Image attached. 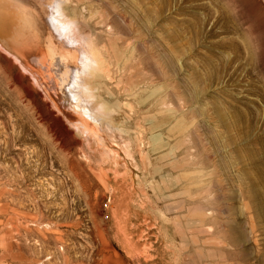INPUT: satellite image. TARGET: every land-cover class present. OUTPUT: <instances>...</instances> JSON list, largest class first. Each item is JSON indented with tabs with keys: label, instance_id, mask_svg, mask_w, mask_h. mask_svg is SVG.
<instances>
[{
	"label": "rangeland",
	"instance_id": "obj_1",
	"mask_svg": "<svg viewBox=\"0 0 264 264\" xmlns=\"http://www.w3.org/2000/svg\"><path fill=\"white\" fill-rule=\"evenodd\" d=\"M13 1L0 0V264H264V87L234 70L221 17L257 33L264 68L260 1ZM37 2L78 43L58 44L61 71L10 51L14 27L27 53ZM36 41L33 60H52L56 43Z\"/></svg>",
	"mask_w": 264,
	"mask_h": 264
},
{
	"label": "bare ground",
	"instance_id": "obj_2",
	"mask_svg": "<svg viewBox=\"0 0 264 264\" xmlns=\"http://www.w3.org/2000/svg\"><path fill=\"white\" fill-rule=\"evenodd\" d=\"M11 1H13V0H8V1L2 0V3L7 4L8 2H11ZM15 1H20V0H15ZM32 1L34 3L36 2L35 0H32ZM259 1L261 3V7L263 8V11H264V0H259ZM31 6H33V5H31ZM43 8L44 7H41V5H40L38 8V10H40V13L37 12V14L35 11H32V9H31L32 15L35 17V18L33 17L31 19L33 20V22L36 24L37 27H36V29L32 28L33 29L32 33L34 34V36H33L34 39L32 41H30L28 39L29 41L25 42L27 45V53L26 52L22 53L23 50L19 49V48H21V46L23 44L22 42H24V38L27 36L23 35V33H22L23 30H20V28H18V30L14 31V27L12 28V31L10 34H15V35L10 38V41L14 44V46H16L17 45L16 39H18V41H20V44L18 46H16L15 48H11L9 46L12 49L10 51H15V52H16V50L19 51L18 53L20 55L17 52H16V55L18 54L19 61L27 70H29L28 65H31L33 63V61H34V64H38L41 67H42L44 61H46V62H48V65H50L49 68L51 66L56 68L57 66L62 65L59 69H57V71H61L65 66L64 63H66L67 57L65 58L64 56L61 55L64 53V50L60 49L58 44L61 42L64 45V44H66V42H64L65 40H67L69 43L72 42V40H73V46H72V48L69 46V48H71L72 51H75L76 53L79 54V52H80L79 50H76V49L74 50V47L76 45H78V43H76V39L72 38L73 35H70V33L68 32V29L65 28L64 27L65 25L62 23V21H65V20L63 18L64 16L61 14V11H60L61 8L57 5H55V7H51V11H50L51 17L48 18L46 16L47 17L46 20L44 19L45 13L43 11ZM29 9H28V11H30ZM0 12H2V11H0ZM10 15H11L10 11L3 10L2 17H8L9 18ZM30 16H31V14H30ZM221 17L224 19V21H226L227 31L232 36L229 39L228 45H229V49L232 53V63H233L234 70L237 71L238 67L239 68L240 67L245 68L246 70L251 72V76L247 79L249 84L251 86L259 84L260 86L264 87V68L261 65V52H260L262 45L260 44V39H259L257 33L253 32L250 29V27L247 25V23L242 21L236 14H234L230 9H228L225 6L222 9ZM35 19H37V21H35ZM224 21H223V23H224ZM8 22L11 26H13L14 22L12 20L9 19ZM38 26H40V28ZM61 27H62V29H61ZM35 30L39 33L34 32ZM3 34L4 35L6 34L5 36H8L9 33L4 30ZM30 38H32V37L30 36ZM47 38L49 39V41ZM36 39L39 40V42L44 43V44L46 41H48L47 45L45 44L44 45L45 47H42L44 50L45 49L51 50V49H49V46L52 47V44H51L52 40H53L52 41L53 44L56 43L53 46V50L55 53L54 52L51 53V55L52 54L55 55V57H52V60H51L50 54L48 53V57H46L43 61H39L38 57H43L44 55H42L43 52L42 53L40 52L41 48H40L39 43L36 41ZM43 39H44V41H43ZM62 40H64V41H62ZM4 46H7V45L5 44ZM57 52H58V54H57ZM14 55H15V53H14ZM36 55L38 57L35 61V60H33V58ZM22 56H25V57H22ZM63 57H64V59H63ZM73 57H72V59H73ZM72 59L70 61V64L73 63ZM68 67L69 66H67L66 69ZM47 70L48 69L44 70V72ZM32 71H34V68ZM70 72H72L71 68L69 69V73ZM36 76H38V75H36ZM49 77H50V75H49ZM255 143L258 144L257 141H255ZM258 145L260 146V148L264 147L262 144H258ZM251 155L254 156V153L252 152ZM259 162L263 163L264 158L259 160Z\"/></svg>",
	"mask_w": 264,
	"mask_h": 264
},
{
	"label": "built area",
	"instance_id": "obj_3",
	"mask_svg": "<svg viewBox=\"0 0 264 264\" xmlns=\"http://www.w3.org/2000/svg\"><path fill=\"white\" fill-rule=\"evenodd\" d=\"M109 202H110V198H108V199L106 200V203L104 204V207H105V208L108 207Z\"/></svg>",
	"mask_w": 264,
	"mask_h": 264
}]
</instances>
